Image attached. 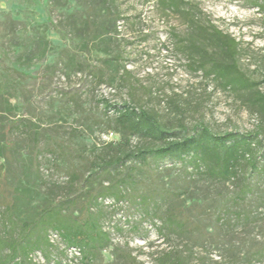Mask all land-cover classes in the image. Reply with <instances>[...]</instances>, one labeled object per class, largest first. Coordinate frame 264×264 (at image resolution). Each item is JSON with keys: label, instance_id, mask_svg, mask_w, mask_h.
I'll return each mask as SVG.
<instances>
[{"label": "rangeland", "instance_id": "1", "mask_svg": "<svg viewBox=\"0 0 264 264\" xmlns=\"http://www.w3.org/2000/svg\"><path fill=\"white\" fill-rule=\"evenodd\" d=\"M186 1L239 42V66L264 93V13L255 6L264 0ZM187 33L157 0H0V190L18 219L66 199L77 201L78 213L88 195L121 177L91 179V162L138 143L104 102L155 110L177 130L204 123L218 135L255 131L256 115L235 93L177 52L175 35ZM20 120L31 122V140L15 129ZM263 166L264 157L260 171L217 182L180 161L131 164L136 181L127 198L100 199L93 210L111 244L92 264H158L167 255L183 264H264ZM243 178L252 192L241 199ZM171 213L180 228L163 226ZM50 239L49 260L37 252L36 263L81 264L57 233Z\"/></svg>", "mask_w": 264, "mask_h": 264}, {"label": "trees", "instance_id": "2", "mask_svg": "<svg viewBox=\"0 0 264 264\" xmlns=\"http://www.w3.org/2000/svg\"><path fill=\"white\" fill-rule=\"evenodd\" d=\"M157 4L163 14L171 12L187 26L186 35L176 34L174 37L177 52L188 59L191 69L202 72L206 78L235 93L256 115L258 125L255 131L218 135L204 123L193 129L180 123L177 130L163 122L155 110L130 103L111 106L104 102L105 110H114L115 126L137 138L138 143L134 146L124 144L111 155L91 162V179L101 174L108 177L119 174L121 177L114 178L97 193L88 195L78 213L75 211L77 201L66 199L42 207L37 216L28 220L16 217V204L1 189L0 205L5 210L0 215V264H38L32 258L37 252L44 253L49 260L48 253L54 247L50 239L51 231L57 233L66 248L81 254V264H92L97 255L111 244V236L103 229L100 215L93 210L99 207L100 199L113 198L121 202L127 198L124 189H133L136 181L131 167L133 163L149 166L152 162L158 165L166 159L180 161L186 172L192 168L217 182L237 180L244 168H248L250 174L261 170L259 162L264 157V154L260 155L264 140V93L239 66V42L211 22L202 20L196 6L186 0H157ZM255 6L264 13V1L256 2ZM13 128L5 129L10 132ZM15 129H23L30 140L33 138L30 121H18ZM7 154L5 157L9 158ZM39 155L37 152L35 160ZM121 168L124 172H120ZM70 176L74 181L78 180L77 176ZM242 181L238 196L244 199L252 190L246 178ZM139 199L144 204H150V196H140ZM163 226L181 227L179 219L172 213L166 216ZM158 264L183 263L167 255Z\"/></svg>", "mask_w": 264, "mask_h": 264}]
</instances>
